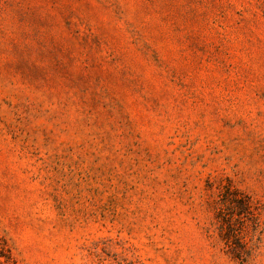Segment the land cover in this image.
<instances>
[{"label": "rangeland", "instance_id": "obj_1", "mask_svg": "<svg viewBox=\"0 0 264 264\" xmlns=\"http://www.w3.org/2000/svg\"><path fill=\"white\" fill-rule=\"evenodd\" d=\"M0 264H264V0H0Z\"/></svg>", "mask_w": 264, "mask_h": 264}, {"label": "trees", "instance_id": "obj_2", "mask_svg": "<svg viewBox=\"0 0 264 264\" xmlns=\"http://www.w3.org/2000/svg\"><path fill=\"white\" fill-rule=\"evenodd\" d=\"M238 204H241L243 207H248V209H250V207H251L249 202H241V203H238Z\"/></svg>", "mask_w": 264, "mask_h": 264}]
</instances>
